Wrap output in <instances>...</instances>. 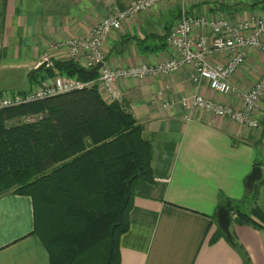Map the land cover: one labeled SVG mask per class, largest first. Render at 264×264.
<instances>
[{"label": "crops", "instance_id": "0c3cea01", "mask_svg": "<svg viewBox=\"0 0 264 264\" xmlns=\"http://www.w3.org/2000/svg\"><path fill=\"white\" fill-rule=\"evenodd\" d=\"M133 1L0 0V75L27 74L45 56L72 59L82 67V57L71 58L65 43L88 38L105 17ZM181 8L177 1H162L125 20L101 46L105 65L118 69L169 60L167 46L154 48L177 23ZM184 9L207 21L264 19V0H189ZM208 33L207 27H197L191 37ZM208 59L222 64L228 55ZM192 74V67L182 66L165 76L116 84V102L141 125V136L151 146L153 173L152 183L142 181L137 187L129 229L119 242L120 264H264V227L229 223L237 250L220 235L217 220L219 208L229 210L245 199L246 179L254 167L264 177V95L253 114L259 127L247 128L183 108L178 100L194 94L235 109L242 105L238 96L220 95L204 81L195 84ZM262 74L264 54L248 49L230 81L247 91ZM256 191L252 207L264 215V178ZM32 231L31 199L0 197V264H48L47 252Z\"/></svg>", "mask_w": 264, "mask_h": 264}, {"label": "trees", "instance_id": "16d2710c", "mask_svg": "<svg viewBox=\"0 0 264 264\" xmlns=\"http://www.w3.org/2000/svg\"><path fill=\"white\" fill-rule=\"evenodd\" d=\"M167 36L154 49L165 48ZM54 77L89 83L98 72L89 75L72 59L50 60L28 81L33 86ZM26 117L36 119L20 122ZM141 132L133 115L118 102L106 103L95 85L0 110V197L31 199L32 234L48 264H120L119 242L137 187L153 182L151 146ZM263 178L230 205V223L235 210L238 225L264 227V215L252 207ZM226 240L240 249L232 233Z\"/></svg>", "mask_w": 264, "mask_h": 264}, {"label": "built area", "instance_id": "2783aa9c", "mask_svg": "<svg viewBox=\"0 0 264 264\" xmlns=\"http://www.w3.org/2000/svg\"><path fill=\"white\" fill-rule=\"evenodd\" d=\"M88 1L100 2L102 0ZM162 1H177L182 7L179 19L166 39L171 58L155 65L142 63L129 68L111 69L106 67L103 63L101 46L107 36L111 32L118 31L122 23L128 18L145 12ZM188 1L135 0L122 10H115L93 27L88 38L65 43L71 58L78 60L82 57V67L85 70H90L98 62L103 63L94 82L84 83L67 77L46 79L24 92L0 94V110L30 104L91 85H95L99 94H102L105 99L115 102L120 99L116 84L122 80H143L147 77L165 76L182 66H190L193 69L191 79L195 84L204 81L210 90L220 95L238 96L242 105L235 109L194 94L178 100L183 108L189 111L204 112L214 117L231 120L247 128L257 129L259 123L253 114L259 100L264 95V74L258 76L247 91L235 88L230 80L233 74L245 63L248 49H256L264 54V19L254 18L239 23H231L227 18L207 21L202 16H190L185 12L184 6ZM204 26L209 29V33L194 40L191 37L192 31L197 27ZM215 54H227L228 59L225 63L213 64L208 58ZM42 62H46V67L50 64V60L46 56ZM23 119L27 122H33L36 117Z\"/></svg>", "mask_w": 264, "mask_h": 264}, {"label": "water", "instance_id": "95a60500", "mask_svg": "<svg viewBox=\"0 0 264 264\" xmlns=\"http://www.w3.org/2000/svg\"><path fill=\"white\" fill-rule=\"evenodd\" d=\"M103 66L102 62H98L93 68L90 70H87V73L89 75H94L97 73L101 67ZM46 67V62H41L38 66L30 70L27 74L26 77L33 76L37 73H40L44 70ZM261 179V170L259 167H254L249 176L246 179V187L251 190L253 187V184ZM217 220H218V226L220 227L221 231L224 233L225 237L227 239H230V233H229V210L228 206L226 207H221L217 211Z\"/></svg>", "mask_w": 264, "mask_h": 264}, {"label": "rangeland", "instance_id": "374dc122", "mask_svg": "<svg viewBox=\"0 0 264 264\" xmlns=\"http://www.w3.org/2000/svg\"><path fill=\"white\" fill-rule=\"evenodd\" d=\"M103 63H104V59H103ZM104 65H105V63H104ZM35 86L36 85L34 84L31 87H35ZM31 87H30L28 78L26 77V74H13V73H9V74H1L0 75V92H2L3 94L5 92H6L5 94H7V92H15V91L24 92V91L29 90V88H31ZM24 121L25 120L23 118L20 120V122H24ZM30 123H32V122H30ZM245 206L243 208L241 207L240 210H242V211L244 210L245 211L246 210ZM236 218H238L237 212L235 210H233L232 213H231V220L232 221H235Z\"/></svg>", "mask_w": 264, "mask_h": 264}]
</instances>
